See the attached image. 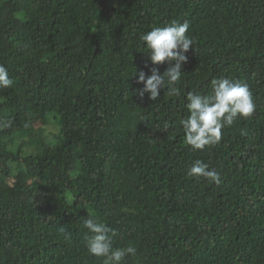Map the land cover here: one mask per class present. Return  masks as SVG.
<instances>
[{
	"label": "trees",
	"instance_id": "trees-1",
	"mask_svg": "<svg viewBox=\"0 0 264 264\" xmlns=\"http://www.w3.org/2000/svg\"><path fill=\"white\" fill-rule=\"evenodd\" d=\"M173 20L195 39L181 95L141 99L137 73L168 65L139 36ZM0 65V264H103L91 215L136 248L122 264H264V0H0ZM223 77L256 110L194 151L186 95ZM197 159L219 185L187 175Z\"/></svg>",
	"mask_w": 264,
	"mask_h": 264
},
{
	"label": "clouds",
	"instance_id": "clouds-1",
	"mask_svg": "<svg viewBox=\"0 0 264 264\" xmlns=\"http://www.w3.org/2000/svg\"><path fill=\"white\" fill-rule=\"evenodd\" d=\"M189 28L187 21L180 23L173 20L163 27L152 26L149 31L140 34V47L144 49L141 52L148 54L152 64L168 66L162 74L156 68H152L151 75L147 77L143 71L137 73V83L143 85L142 88L134 89L138 97L143 99L148 94V99L157 101L161 89H166L169 97L181 95L177 85L183 74L182 65L187 62L186 53L195 43L194 37L187 35ZM11 85L8 69L0 65V89ZM210 88L211 91L206 95L187 93L185 108L188 115L179 120L184 133L183 143L194 151H203L218 144L223 128L230 127L237 119L250 118L256 110L253 94L246 83L227 77L212 78ZM187 175L194 179H204L209 184L221 183L219 173L200 159L190 165ZM82 226L87 229V252L102 258L103 264H122L126 256L136 254L133 246L114 248L116 230L94 215L84 219Z\"/></svg>",
	"mask_w": 264,
	"mask_h": 264
}]
</instances>
